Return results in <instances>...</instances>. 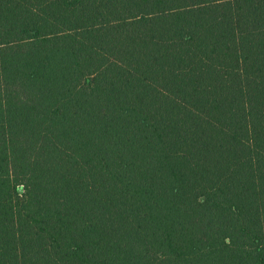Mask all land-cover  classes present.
I'll use <instances>...</instances> for the list:
<instances>
[{"label": "trees", "instance_id": "obj_1", "mask_svg": "<svg viewBox=\"0 0 264 264\" xmlns=\"http://www.w3.org/2000/svg\"><path fill=\"white\" fill-rule=\"evenodd\" d=\"M0 264H264V0H0Z\"/></svg>", "mask_w": 264, "mask_h": 264}, {"label": "rangeland", "instance_id": "obj_2", "mask_svg": "<svg viewBox=\"0 0 264 264\" xmlns=\"http://www.w3.org/2000/svg\"><path fill=\"white\" fill-rule=\"evenodd\" d=\"M21 190V189H20Z\"/></svg>", "mask_w": 264, "mask_h": 264}]
</instances>
